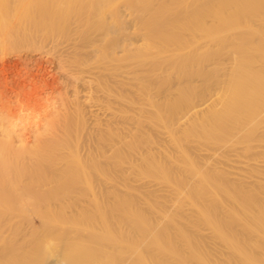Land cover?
Returning a JSON list of instances; mask_svg holds the SVG:
<instances>
[{"label": "rangeland", "instance_id": "rangeland-1", "mask_svg": "<svg viewBox=\"0 0 264 264\" xmlns=\"http://www.w3.org/2000/svg\"><path fill=\"white\" fill-rule=\"evenodd\" d=\"M75 24L73 23L74 26ZM73 25L70 27L77 31L72 29V35L68 37L71 39L65 40L71 42L76 39L77 43H82L81 37L85 29H79L77 24L74 28ZM251 25L254 29L259 28L253 21ZM49 33L51 32L45 31L46 37L42 41L20 49L25 52L28 49L27 53L34 51L30 55L42 57L43 63L40 65H48L47 68L41 66L33 73L34 77L60 80L59 86L48 91L49 102L60 103L65 92L70 95L76 90L79 94L77 102L82 109L81 113L78 111L81 116L74 110V105L69 112L71 119L69 116L68 141L73 146L69 156L73 162L83 163L86 176L90 170L89 179L95 180L98 177L103 182L101 179L105 178V174L102 175L101 171L105 170L111 181L122 183L120 185L114 182L111 187L114 192L110 191L111 193H65L66 204L61 211L62 217L77 222L78 225L75 227L64 224L61 231L82 239L86 243V251L102 245L106 249L103 261L106 264H143L144 259L151 261V258L164 260L166 264H236L233 261L235 252L226 243L225 237L239 233L242 225L252 224L253 214L257 212V205L253 207L248 203L253 193L246 192L257 183L264 184V112L253 114L238 111L231 114L225 100L220 97L216 101L213 97L214 102L209 101L207 108L204 106L208 103L198 105L214 94L220 96L227 83L237 84L234 81L239 78L240 70L232 67L231 61L236 56L232 50L227 47L217 48L213 44L203 47V41L199 40L200 48L183 55L189 58L185 68H169L166 60L159 65L140 63L138 68V65L131 62L136 53L130 52L126 53L125 60H116L118 64L116 61H111L112 65L109 62L116 70L114 71L110 65L108 69L103 66L105 63L108 65L109 58L104 56L101 48L95 52L89 50L88 54V49H83L86 57L81 56L84 54L80 49L76 50L78 56L62 52V61L56 60L58 49H62L59 47H64L69 42L64 40L66 44L63 41V45L55 48L48 40ZM91 38L93 41L98 40L97 34L91 35ZM97 44L100 42L97 41ZM0 52L6 51L0 48ZM101 53L104 58H108H105L107 62L101 57ZM142 55L143 59L150 60V54ZM45 59L52 62L45 64ZM120 62L129 66L124 67ZM75 65L80 71L84 67L86 70L83 69V73L79 70L77 72ZM100 67L103 71L110 70L104 71L109 76H105L106 73ZM95 69H101L103 74L99 71L101 75L99 73L98 77ZM199 71L203 72V76L194 75L192 82L185 81L184 72L196 74ZM63 73L76 78L80 76L82 81L88 79L85 82L79 79L76 82L78 84L73 80L75 85L72 80L67 81ZM83 75L86 76L82 77ZM112 75L115 79L110 78ZM90 77H94L93 80ZM106 82L108 85L105 86L110 90L104 88L106 93L101 92L99 88ZM242 85L248 86L245 81L237 86L240 88ZM190 105H198L197 115L192 111L193 115L188 114ZM96 106H99L98 111ZM202 107L204 108L200 110ZM106 122L108 125L102 124ZM84 139L91 142L90 145ZM74 143L78 146L77 150ZM87 147L92 149L90 155ZM94 168L98 171L102 169L100 176H95ZM242 189L245 193H240ZM239 206H244L245 212L241 213ZM235 213H241L240 218L235 219ZM16 223L17 220L12 219L4 227V233ZM35 224L38 225L37 220L33 221V225ZM25 230L24 227L23 231ZM104 230L110 232L108 240L103 237ZM91 232L99 233L97 238H92ZM257 233L255 237L251 235L246 240L254 244L250 238H256L260 234ZM263 234L260 236L263 237ZM21 241L20 239L19 244L24 245ZM263 245L264 241L261 246ZM254 250L258 253L256 247ZM254 250L250 251L254 253Z\"/></svg>", "mask_w": 264, "mask_h": 264}, {"label": "bare ground", "instance_id": "bare-ground-1", "mask_svg": "<svg viewBox=\"0 0 264 264\" xmlns=\"http://www.w3.org/2000/svg\"><path fill=\"white\" fill-rule=\"evenodd\" d=\"M252 21L259 28L254 29L251 25ZM72 22L76 23L79 29H85L84 32L82 31V37L80 34L83 41L78 39L82 43H77L76 39L68 41L69 43L65 40L72 35L70 34L73 29L70 27L73 25ZM45 31L51 32L48 40L55 48L64 40L68 43L66 45L68 48L59 47L63 50L58 49L56 60L62 59V52L77 55L76 50L80 49L84 54L81 56H85L83 49H88L86 50L88 54L89 50L95 52L101 48L103 49L101 52L105 53V55L101 53V57L107 55L109 58L105 57L108 59L107 62L103 57L108 65L102 60L106 66L103 65L104 63L102 65L107 69L109 62L121 61L126 57V53L130 52L136 53L131 62L138 65V68L140 63L159 65L165 60L169 68L177 66L185 68L189 58L183 55L192 53L195 48H200L199 40L203 41V47L213 44L217 48H230L236 55L231 61L232 67L240 70L239 78L234 81L237 84L227 83L220 96L214 94L198 105L204 106L209 101L214 102L213 97L215 101L220 97L225 100L231 114L238 111L259 114L264 112V0H0V48L6 51L0 52V264H27L28 262L29 264H106L103 262L106 249L102 245L86 251L84 248L86 243L82 239L61 231L64 224H72L75 227L78 225L77 222L65 220L62 217L61 211L66 204L65 193H111V187L116 180L111 181L107 171H101L102 169L100 170L102 175L105 174V178L101 179L103 182L99 181L98 177L95 180L89 179L90 170L86 176L83 163H75L69 156L72 149V144L70 145L68 141L69 112L74 105L77 114L81 113L82 109L77 102L79 94L76 90L70 95L65 92L60 103L49 102L48 91L59 86L60 80L53 77L50 79L34 77V72L41 66L47 68L48 65H40L43 59L39 55L35 58L30 55L31 52L27 53L28 49L26 52L20 49L25 45L30 46L42 41L46 37ZM93 34H97V41L100 44L92 40ZM65 41L63 44H66ZM143 53L150 54L149 61L142 58ZM129 57H131L130 54ZM44 62L49 64L52 61L45 59ZM94 64L93 66L98 65ZM120 64L124 67L129 66L126 63L124 65V62ZM111 68L114 70V67ZM122 68L119 70L122 71ZM76 69L77 72L80 71L77 66ZM101 69L103 71V68ZM101 69L97 70L98 72L95 69L98 77L101 75L99 72ZM82 70L80 73H83ZM104 71L110 70L104 69ZM64 73L67 81L74 80L76 83L79 79L81 80L80 76L76 78L72 74L73 77ZM202 73L201 71L196 74L184 72L183 76L186 82H192L194 75L203 76ZM100 78L102 81V77ZM110 78H114L113 75ZM231 79L234 80L232 77ZM244 81L248 86L242 85L239 88L237 85ZM106 84L108 85L107 82L104 85L102 83L103 86L99 88L101 92L106 93L110 90L105 86ZM86 86L89 87V85ZM106 96L103 95V97ZM96 102L98 104V100ZM198 105H194L195 107L190 105L188 114L196 113L197 115ZM209 105L210 103L204 107L207 108ZM92 106L95 107L93 104ZM98 107L96 106V111ZM80 113L78 116H81ZM79 120L82 122L81 118ZM102 124L106 126L108 122ZM75 134L78 135V133ZM75 147L77 150L78 146ZM90 149H87L89 155L92 151ZM97 149L99 151V147ZM84 151L86 153V148L83 154ZM100 171L95 169L96 175H94L100 176ZM116 184L122 183L118 181ZM247 191L246 193H253L248 203L253 207L257 205V212L253 214L254 218L251 222L253 225H242L239 233L225 237L226 243L235 252L233 261L236 264H264V245L261 246L264 236H260L264 233V196L262 195L264 184L257 183ZM240 193L245 192L242 189ZM238 210L243 213L246 208L239 206ZM241 213H235V219L240 218ZM12 219H16L17 223L5 234L4 227ZM34 219L37 220L38 225H33V221H36ZM260 226L263 228L261 229ZM24 227L25 231H23ZM259 228L262 233L260 230L256 231ZM103 232V237L108 240L110 232L105 230ZM257 232L260 234L258 235ZM91 233L92 238H97L99 234ZM256 233L260 237L259 242L258 236L254 239L250 238L255 245L246 240L251 235L255 237ZM20 239L24 245L19 244ZM255 247L259 255L255 252ZM251 248L254 253L250 251ZM143 264H166V262L151 258V261L144 259Z\"/></svg>", "mask_w": 264, "mask_h": 264}]
</instances>
